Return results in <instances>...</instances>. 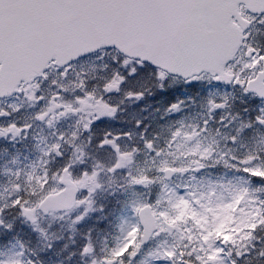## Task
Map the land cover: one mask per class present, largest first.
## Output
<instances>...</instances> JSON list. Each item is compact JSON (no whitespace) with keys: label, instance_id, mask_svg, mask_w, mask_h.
Returning a JSON list of instances; mask_svg holds the SVG:
<instances>
[{"label":"snow or ice","instance_id":"1","mask_svg":"<svg viewBox=\"0 0 264 264\" xmlns=\"http://www.w3.org/2000/svg\"><path fill=\"white\" fill-rule=\"evenodd\" d=\"M257 24L264 0H0V97L20 101L0 106V138L31 136L37 152L3 170L0 233L14 211L40 243H0V264H46L42 251L80 264H264ZM177 84L212 85L201 111L182 114L185 99L164 95ZM235 92L252 115L232 112ZM25 105L34 111L13 118ZM149 108L159 131L139 115ZM217 167L231 175L213 177ZM108 189L126 210L112 231L98 226L108 214L96 194Z\"/></svg>","mask_w":264,"mask_h":264},{"label":"rangeland","instance_id":"2","mask_svg":"<svg viewBox=\"0 0 264 264\" xmlns=\"http://www.w3.org/2000/svg\"><path fill=\"white\" fill-rule=\"evenodd\" d=\"M256 28L264 30V25L257 24ZM257 36H259V33H257ZM177 85H175L174 87H176ZM199 86H200V88L203 89V91L205 92V95L207 93V90L212 87V85H207V84H200ZM164 95H166L169 100L176 99L175 97H173V99L170 97L171 94L169 91L167 93H165ZM234 96H235V99L230 100V104L232 105V109H231L232 112L239 111V112L243 113V109L248 108L249 112L247 113V115H249V116L252 115L251 105L254 102L248 100L247 97H241V95L239 93H234ZM181 98L185 99V107H184V111L182 114L194 115L195 113L201 111L200 104L202 103V98H200L196 101L195 107H188L189 101H187L186 97L182 96ZM149 99L151 100L154 98H149ZM19 102L20 101L17 99H12L9 101L1 102L0 106H6L7 104L19 103ZM155 106L156 105H153V107H155ZM33 111H34V109L25 105V107L23 109H21L19 112L13 114V118L23 119V118L29 116ZM129 111L130 110H126L124 113L126 118L129 115ZM151 113H152V109L149 108L148 110L139 113V115L148 117L149 121H151V127L154 130L159 131V129H156L155 125L157 123H164V121L159 119L158 113L155 114V116L151 115ZM172 118L175 119L176 117L174 116ZM70 123H71V121H61L58 124V127L67 128ZM33 131L34 132L39 131V129L36 127V125L33 126ZM47 131H48V129H45V133H47ZM34 143L35 142L31 139V136H29L27 139L17 138L15 140L10 139V138H0V184L5 183L8 179V176L5 175V173L3 171L5 168H10V169L15 170L16 167H24L25 165H27L28 163H30L31 161H33L35 159L37 152L33 148ZM13 157H16V159L19 162L18 164L14 165L12 163ZM221 175L227 176V175H231V173L228 172V170L224 169V171L221 173ZM174 180H176L177 183L182 182V179H180V178L174 177ZM123 199H124L123 195H121L119 192L111 193V189H108L107 191L98 192L96 194V200H97L98 204H103L105 206V212L108 214L107 220H103V221L99 222L98 226L100 228L107 227L109 231H112L111 227L108 224V221H111L113 224H115L116 223V219H115L116 216L126 215V210L123 209L119 203H117L118 200H123ZM12 213H13L12 217H8V213H6V215H5V220L11 221L13 223V229L10 232H8V234L13 236V237L20 239L22 242L26 243L29 247L38 248L40 246V243H39V238H38L36 232L33 231L29 225L23 223L22 219L17 217L14 211H12ZM95 222H96V214H93V216L86 222L85 225L80 226V231L83 232L88 225H91ZM42 223L44 225H47V223H48L47 218H45V220L42 221ZM50 231L55 232L58 235H63V237H65V238L68 235V232L65 229L61 228L60 223H53ZM26 232H28V235H32V236L36 237V239H35L36 242L34 244L29 240H22L21 239L26 234ZM93 235L96 236L97 239H99L101 236L104 235V233H100L97 236V234L94 232ZM74 238L78 244L80 239H81L80 235L77 234ZM62 241L64 242V239H61V240L54 242L56 251H59V249L62 247V245H60V242H62ZM75 247H76V245H70L69 249L73 250ZM39 255H40L41 259L46 262V264H59V261H61V260L64 261V264H80L79 257L74 256L70 260L67 259L66 258L67 252H60L59 255H54L52 252L42 251V252H39Z\"/></svg>","mask_w":264,"mask_h":264},{"label":"flooded vegetation","instance_id":"3","mask_svg":"<svg viewBox=\"0 0 264 264\" xmlns=\"http://www.w3.org/2000/svg\"><path fill=\"white\" fill-rule=\"evenodd\" d=\"M259 37V36H258ZM261 39H263V38H261Z\"/></svg>","mask_w":264,"mask_h":264},{"label":"water","instance_id":"4","mask_svg":"<svg viewBox=\"0 0 264 264\" xmlns=\"http://www.w3.org/2000/svg\"><path fill=\"white\" fill-rule=\"evenodd\" d=\"M1 98V97H0Z\"/></svg>","mask_w":264,"mask_h":264}]
</instances>
